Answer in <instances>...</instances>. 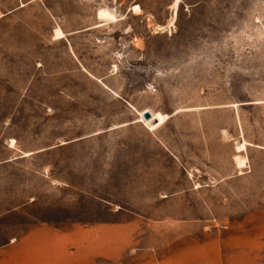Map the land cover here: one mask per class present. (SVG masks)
<instances>
[{
  "label": "rangeland",
  "instance_id": "374dc122",
  "mask_svg": "<svg viewBox=\"0 0 264 264\" xmlns=\"http://www.w3.org/2000/svg\"><path fill=\"white\" fill-rule=\"evenodd\" d=\"M0 264H264V0H0Z\"/></svg>",
  "mask_w": 264,
  "mask_h": 264
},
{
  "label": "bare ground",
  "instance_id": "6f19581e",
  "mask_svg": "<svg viewBox=\"0 0 264 264\" xmlns=\"http://www.w3.org/2000/svg\"><path fill=\"white\" fill-rule=\"evenodd\" d=\"M133 10L135 12H139L140 7L135 6L133 8ZM98 16H99V19H101V20H110V21H114V22L117 20L116 17L112 13H110L106 10L99 11ZM63 36H64L63 33L60 30H58L56 33V37L61 39V38H63ZM144 112H146V111H144ZM144 112L140 113L141 120L150 128L157 127V126H159L165 122L164 115H162L161 113H153L150 110H149V112L151 113V117L148 120H145L144 116H143ZM244 148H245L244 146H241L238 148V151H242V150H244Z\"/></svg>",
  "mask_w": 264,
  "mask_h": 264
},
{
  "label": "water",
  "instance_id": "95a60500",
  "mask_svg": "<svg viewBox=\"0 0 264 264\" xmlns=\"http://www.w3.org/2000/svg\"><path fill=\"white\" fill-rule=\"evenodd\" d=\"M143 116L145 120H148L151 117V113L149 111H146L144 112Z\"/></svg>",
  "mask_w": 264,
  "mask_h": 264
}]
</instances>
